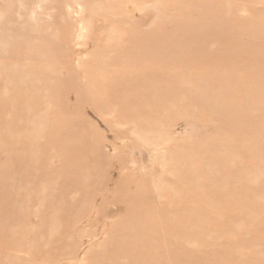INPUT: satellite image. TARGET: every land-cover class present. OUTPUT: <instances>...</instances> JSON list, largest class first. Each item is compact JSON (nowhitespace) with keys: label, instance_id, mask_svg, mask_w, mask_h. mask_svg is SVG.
Returning a JSON list of instances; mask_svg holds the SVG:
<instances>
[{"label":"rangeland","instance_id":"rangeland-1","mask_svg":"<svg viewBox=\"0 0 264 264\" xmlns=\"http://www.w3.org/2000/svg\"><path fill=\"white\" fill-rule=\"evenodd\" d=\"M0 264H264V0H0Z\"/></svg>","mask_w":264,"mask_h":264},{"label":"bare ground","instance_id":"bare-ground-1","mask_svg":"<svg viewBox=\"0 0 264 264\" xmlns=\"http://www.w3.org/2000/svg\"><path fill=\"white\" fill-rule=\"evenodd\" d=\"M160 34H156V37L155 38H160V37H162V38H165V39H169L168 40V43H164V42H161L160 44H159V42H152V43H148L147 44V46H149V47H157V48H165V50H167L168 48H171V50H175V48H176V43L174 44L173 42H170V38L171 39H173V37H175L176 38V34H173V33H164V35L161 33V31L159 32ZM169 42H170V44L172 45V47H170L169 46ZM175 42V41H174ZM144 45L146 46V44H144V43H138L137 44V48H143L144 47ZM136 46V45H135ZM143 62V58L142 57H136V59H135V63H134V65H133V67L132 68H127V69H133V68H138L137 66H138V64L139 63H142ZM140 69V71L141 72H143L144 70L143 69H141V68H139ZM136 71V70H135ZM138 71V70H137ZM136 71V72H137ZM137 75V74H136ZM135 78H133V79H131V84L133 85V87H135V86H138V85H140V86H142V83L143 82H136L137 81V78L134 80Z\"/></svg>","mask_w":264,"mask_h":264}]
</instances>
